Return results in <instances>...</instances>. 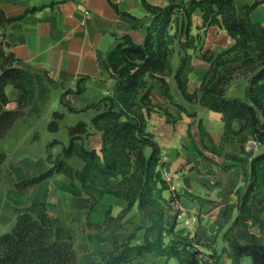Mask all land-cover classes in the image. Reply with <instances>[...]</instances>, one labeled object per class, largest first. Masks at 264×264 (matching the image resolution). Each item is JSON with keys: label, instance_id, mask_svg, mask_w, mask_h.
Wrapping results in <instances>:
<instances>
[{"label": "trees", "instance_id": "1", "mask_svg": "<svg viewBox=\"0 0 264 264\" xmlns=\"http://www.w3.org/2000/svg\"><path fill=\"white\" fill-rule=\"evenodd\" d=\"M142 3L153 19L142 43H136L130 34L117 38L106 62L114 80L110 93L80 111L71 107L67 97L83 93L87 78L79 80L76 90L66 89L62 93L69 112L95 110L91 122L79 121L70 126V141L58 155L51 154V148L60 142H50L47 160L51 167L35 177L15 182V187L23 191L65 174L70 178L69 190L74 196H93L87 188L91 185L126 201V208L118 218L112 217L109 211L103 222L86 221L87 229L99 232L112 230L134 206L138 207L147 224L139 226L126 238L116 240L111 249L99 251L91 264H128L147 254L177 259L178 264H203L197 258L193 243L176 234L177 220L166 221L168 201L163 194L171 185L163 175L166 163L161 148L148 130V116L156 108L151 93L158 88L174 102L168 81L174 76L186 100L222 113L225 125L220 148L223 150L228 143H241L249 157L228 155L235 162L250 165L246 172L249 186L244 193L238 192L236 202L227 205L224 222L212 240L215 243L222 233L226 243L222 254L228 255L231 264H245L244 244L256 253L264 252V182L260 185V177L264 175V26L250 18V13L264 0H256L242 11L236 6V0H188L164 7L151 5L146 0ZM198 11L202 13V29L218 26L234 38L235 45L222 52L209 49L201 53V58L210 63V69L200 87L191 93L185 58L174 71V49L168 45L167 37L173 25L176 35L183 31L189 36L193 16ZM13 20L0 7V141L37 98L34 69L26 66L5 41L4 28ZM239 75L248 77L245 97L228 96V86ZM7 86L19 91L18 106L13 110L7 109L11 102ZM64 119L65 113L54 112L49 130L58 132ZM91 129L102 135L100 152L86 146L85 139ZM201 129L203 132L202 125ZM250 140L258 144L257 154L246 150ZM72 159H79L82 168L73 166ZM6 161L7 153L0 148V175L5 171ZM178 197L173 194L170 201ZM141 231L144 232L142 238ZM222 254L212 255L214 264H220ZM0 264L83 263L73 231L52 216L44 202H33L16 210L14 224L0 236Z\"/></svg>", "mask_w": 264, "mask_h": 264}, {"label": "crops", "instance_id": "2", "mask_svg": "<svg viewBox=\"0 0 264 264\" xmlns=\"http://www.w3.org/2000/svg\"><path fill=\"white\" fill-rule=\"evenodd\" d=\"M146 1L164 7L188 0ZM254 1L236 0V6L242 11ZM0 7L14 19L4 28L5 41L26 66L34 69L37 85L35 102L0 141L7 153L6 170L12 174L1 195L0 233L12 227L18 208L44 202L49 213L73 231L82 263L91 264L99 251L111 249L116 240L126 238L139 226L147 224L138 207L134 206L112 230L99 232L87 229L86 221L103 222L109 211L112 217L118 218L126 208V201L91 185L87 188L93 196H74L69 190L70 178L65 174H58L23 191H17L14 185L47 171L51 167L47 160L50 142H60L51 148V154L58 155L70 141L68 128L79 121L90 123L96 114L93 109L69 112L62 101L64 90H76L79 80L87 78L83 93H72L67 97L71 107L78 111L108 95L114 80L106 62L117 38L130 34L136 43H142L153 16L142 0H0ZM32 8L39 9L29 11ZM250 18L264 26V3L250 13ZM202 26V13L198 11L193 16L189 36L183 31L176 35L173 25L167 37L168 45L174 49V71L185 58L191 93L200 87L210 69V63L201 58V53L209 49L222 52L235 45L234 38L226 30L211 26L205 31ZM168 81L174 102L158 88L152 91L156 108L148 116V130L161 148L166 163L163 175L171 185V189L163 194L168 201L166 221L177 220L176 234L193 243L202 256L197 258L204 263L212 260L214 253L222 254L226 246L222 233L215 243L212 240L224 222L227 205L236 202L238 192L244 193L249 186L246 172H249L250 165L235 162L228 155L249 157L243 152L241 143H228L223 150L220 148L225 125L222 113L186 100L174 76ZM248 86L247 78L237 77L229 85L227 95L244 98ZM6 93L11 100L7 109H16L19 91L7 86ZM55 111L65 113L56 133L49 130ZM85 143L88 148L100 152L101 133L91 129ZM246 150H254L256 154L260 151L254 140L248 142ZM76 168L81 169L82 163ZM263 182L264 175L260 177V185ZM173 188L179 195L176 201H170ZM194 218L198 225L192 236L184 221ZM143 233H139L141 238ZM244 256L243 250L245 262ZM253 258L264 264V252H255ZM128 264H178V260L147 254ZM220 264H231L226 253L222 254Z\"/></svg>", "mask_w": 264, "mask_h": 264}, {"label": "rangeland", "instance_id": "3", "mask_svg": "<svg viewBox=\"0 0 264 264\" xmlns=\"http://www.w3.org/2000/svg\"><path fill=\"white\" fill-rule=\"evenodd\" d=\"M243 76L244 75H239L238 77H243ZM244 77L248 79V77H246V76H244ZM0 148L2 149L1 146H0ZM80 163H81V161L79 159H72L71 160V164L73 166H75V167H78L80 165ZM11 177H12V174L8 170H6V167H5L4 173L0 175V201H1L2 192L5 189V185H6L7 181L11 179ZM3 178H5L6 181H4ZM17 182H19V181H17ZM16 190L19 191L17 188H16ZM5 232L6 231L1 232L0 233V236L3 235ZM243 250H244V254H245V256H244V259H245V262L244 263L245 264H251V263L256 262V260L253 258V256L255 255V251L252 249L251 246H249L248 244H244V249Z\"/></svg>", "mask_w": 264, "mask_h": 264}, {"label": "built area", "instance_id": "4", "mask_svg": "<svg viewBox=\"0 0 264 264\" xmlns=\"http://www.w3.org/2000/svg\"><path fill=\"white\" fill-rule=\"evenodd\" d=\"M166 180H167V178H166ZM173 191H174V195H176L175 188H173ZM176 199L177 198H175L173 201H176ZM184 223L187 225V227H189V229L191 231V235L193 236V232L196 230V226L198 225V220L194 218L193 220H186V221H184ZM197 256L199 258L202 257L200 253L199 254L197 253ZM203 264H214V263H213V260H208V261L204 262Z\"/></svg>", "mask_w": 264, "mask_h": 264}]
</instances>
